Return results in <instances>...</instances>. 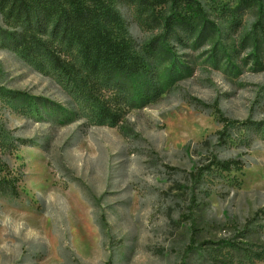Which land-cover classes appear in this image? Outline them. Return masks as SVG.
<instances>
[{"label":"rangeland","instance_id":"obj_1","mask_svg":"<svg viewBox=\"0 0 264 264\" xmlns=\"http://www.w3.org/2000/svg\"><path fill=\"white\" fill-rule=\"evenodd\" d=\"M196 2L219 34L179 28L163 83L157 46L138 103L23 56L0 14V162L18 190L0 194V264H264V0ZM120 9L140 49L162 33L164 11Z\"/></svg>","mask_w":264,"mask_h":264},{"label":"trees","instance_id":"obj_2","mask_svg":"<svg viewBox=\"0 0 264 264\" xmlns=\"http://www.w3.org/2000/svg\"><path fill=\"white\" fill-rule=\"evenodd\" d=\"M125 1L150 16L164 11L159 18L162 33L144 48L140 49L123 18L120 6ZM257 5L262 14L263 4ZM0 14L6 25L14 29L13 47L23 56L38 64L47 60L86 85L92 81L101 93L103 89L126 92L134 103L148 101L146 95H136L143 89L141 82L151 73L149 53H156L157 46L166 63L161 82H168L180 69L168 46L173 37L182 41L179 28L194 35L197 41L193 45L220 32L196 0H0ZM259 24L258 21V28ZM251 39L258 50L260 39ZM255 55L254 61L260 65L261 56L256 52ZM210 58H215V54ZM91 98L96 99L99 119L118 122L119 109L108 101H98L101 98ZM223 167L229 169L230 165L225 163ZM8 173L11 172L7 166L0 162V194L18 197L16 183Z\"/></svg>","mask_w":264,"mask_h":264}]
</instances>
